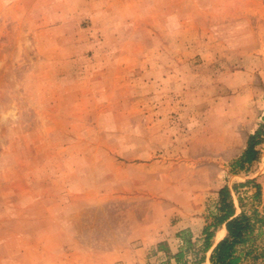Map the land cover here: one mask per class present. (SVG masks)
<instances>
[{
  "label": "rangeland",
  "instance_id": "1",
  "mask_svg": "<svg viewBox=\"0 0 264 264\" xmlns=\"http://www.w3.org/2000/svg\"><path fill=\"white\" fill-rule=\"evenodd\" d=\"M223 185L264 218V0H0V264H167Z\"/></svg>",
  "mask_w": 264,
  "mask_h": 264
},
{
  "label": "trees",
  "instance_id": "2",
  "mask_svg": "<svg viewBox=\"0 0 264 264\" xmlns=\"http://www.w3.org/2000/svg\"><path fill=\"white\" fill-rule=\"evenodd\" d=\"M262 134L261 128L256 129L247 138V144L242 154L233 163L235 168H246L251 162L257 158V150L255 145L260 142V136ZM253 182V180H247L245 184ZM256 186V191L253 197H257L260 193V186ZM235 187V186H233ZM238 207L240 211H236L230 188L227 185H223L218 190V200L216 204V212L212 214L211 221L204 225L202 228V247L201 254L196 260L195 264H204L205 251L212 244V237L217 228L223 226L221 229L222 238H220L212 247L209 254L210 264H240V255L237 254V250L247 244L251 240L252 232L257 224L264 223V218L258 215L256 210H253L251 214H247L242 208L240 200L238 201ZM245 255H250L252 260L255 261L257 256L251 255L250 250H246ZM182 252L176 254V258H180Z\"/></svg>",
  "mask_w": 264,
  "mask_h": 264
},
{
  "label": "crops",
  "instance_id": "3",
  "mask_svg": "<svg viewBox=\"0 0 264 264\" xmlns=\"http://www.w3.org/2000/svg\"><path fill=\"white\" fill-rule=\"evenodd\" d=\"M195 219L198 221L199 218L195 217ZM202 228L200 227V231L199 234L196 233V229L195 227H189V231L192 232L195 236H197V239L195 241V243H192V247L189 248L186 246V241H185V233L189 232L188 229L185 230L184 232H179L178 235H180L181 237H178V242L176 243V247L170 252V250L168 248H172V245L170 244V247H166L163 246V248H165L164 250H161V248L158 246V252H163L165 253L167 256V264H195L196 260L198 259L199 255L201 254V247H202V242H203V238H202ZM223 228V226L217 228L214 232V235L212 237V244L211 246L205 251L204 253V260L202 261V263L204 264H210L209 263V254L211 252V249L213 247V245L220 239L222 238V231L221 229ZM224 229V228H223ZM188 236V234H187ZM162 247V246H161ZM260 249V248H258ZM245 250L246 248L241 247L237 250V254L240 255L241 259H240V264H264V257H261L258 259L257 262H253L249 257H247L245 255ZM182 252V256H180V258H176V254Z\"/></svg>",
  "mask_w": 264,
  "mask_h": 264
}]
</instances>
